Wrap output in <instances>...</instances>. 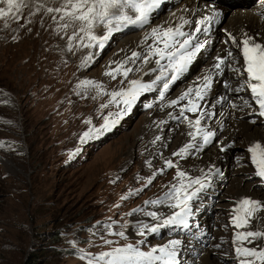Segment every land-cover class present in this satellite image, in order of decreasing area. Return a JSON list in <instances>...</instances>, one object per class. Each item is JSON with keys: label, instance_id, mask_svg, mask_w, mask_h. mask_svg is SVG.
Returning a JSON list of instances; mask_svg holds the SVG:
<instances>
[{"label": "rangeland", "instance_id": "374dc122", "mask_svg": "<svg viewBox=\"0 0 264 264\" xmlns=\"http://www.w3.org/2000/svg\"><path fill=\"white\" fill-rule=\"evenodd\" d=\"M31 1L13 0L8 12V0H0V9L7 13L0 16V264H104L94 258L129 244L151 252L167 246L172 238H187L182 230L177 231L180 225H165L161 217L172 212V186L191 183L187 180L195 176L189 170L192 164L197 166V173L204 169L194 161L199 157L195 152L187 160L173 155L180 149L183 133L179 137L176 132L167 145L157 124L153 132L144 134L153 111L146 97L127 110L123 97L113 98V92L129 89L131 81L141 74L138 69L127 77L123 69L115 77L107 74L118 67L114 53L119 38L110 35L103 48L87 47V36L78 32L79 21L71 22L66 30L62 25L67 21L60 20L63 12H48L49 8H62L66 0H40L41 6L45 3L43 7ZM55 14L59 16L57 22L53 21ZM98 26L96 36L103 34L99 33L103 25ZM74 31L82 34L78 49L70 40ZM140 33L142 28L129 36ZM178 121L185 124L182 117ZM259 122L250 125L255 130L256 125L261 126L260 132L254 133L264 135V124ZM158 138L164 145L161 151L155 146ZM221 139L222 134L217 133L207 145L216 149ZM232 142L226 144L227 151L222 150L230 151L229 166L218 169L217 188L206 183L210 185L203 192L206 198L199 202L207 209L197 214L210 227L211 236L205 245L216 248L215 256L223 264H240L233 257L237 256L235 236L241 229L233 226L230 209L236 207L232 197L238 194L242 172L250 171L251 177L243 184L254 180L264 192V178L257 175L251 153L245 157L239 150L246 162L238 165V148L244 144ZM169 160L176 166L167 167ZM185 161L188 171L183 167ZM178 171L186 173L182 180L177 178ZM245 190L253 193L252 189ZM210 195L215 196L214 201ZM199 202L193 204V211ZM149 213H156V217ZM251 225L250 221L242 231H260ZM153 227L156 231L151 230ZM260 240L258 237L244 245L262 249ZM155 254L162 255L159 251ZM178 254L183 264H189L188 253L182 257L180 250ZM193 255L199 261L200 254L196 251Z\"/></svg>", "mask_w": 264, "mask_h": 264}, {"label": "bare ground", "instance_id": "6f19581e", "mask_svg": "<svg viewBox=\"0 0 264 264\" xmlns=\"http://www.w3.org/2000/svg\"><path fill=\"white\" fill-rule=\"evenodd\" d=\"M32 1L38 2V4L43 3L40 0H32ZM168 1L172 7V10L170 9L171 11L167 14L166 17H165L166 14L159 15L161 16V18H159V16L151 17L150 22L144 26L143 33H140L138 35L131 34V36H133L131 37L129 36V34L132 32V30H127V26L121 28L120 30H114L111 33L113 38H119L120 40L118 42L117 50L114 53V57L115 58L118 57V62L116 64L118 66L123 65L126 68H131L132 70H135V69L140 70L141 74L139 78L136 79V81H140L145 84H152L154 81H156V78L159 75H161L162 67L167 66V64H165V60H161L160 63L157 64L156 60L159 58L154 57L152 55V51L149 48V45H152L154 47H162L163 45L162 44L157 45L155 40L151 38L147 40L145 39L146 37L151 36V32L153 28H157L158 26H164L165 28L169 26H175L183 18V19H186L192 22L191 24L186 25L183 29V30L188 31V30L193 29V26L196 24V21L211 14V10L207 7V3L204 2V0H168ZM252 3H254L253 6L251 8H248L250 7V4ZM44 5L42 4L41 6L39 4L38 7H43ZM262 6H263L262 4L260 3L258 4L254 0H239L233 3L232 5H230L229 11L223 20L225 24L222 23V25L218 27V30L221 31L219 32V34L222 33L225 36L227 32L231 33V35L234 36L237 41H239L241 38H244L245 34H247L248 37H254L255 40H258L260 43L264 44V23L260 20L259 16L256 14L257 11L262 8ZM228 15H230L229 21L226 22V17ZM52 17H53V21H56V22L59 19V16L56 14ZM158 18L160 19V21H158L159 20ZM60 20L62 22L66 21L65 18H62V16ZM102 28H101L102 32H99V33H103V34H97V37H100V35L102 37L105 35H108L106 27L102 26ZM82 34L78 35L75 39H70V40H73V45L77 49H78L77 41H79L82 38ZM84 35L85 34H83V36ZM229 38L230 37L227 36L226 40H229ZM198 43L201 45V48H200V51L197 53L196 57L191 62V64L193 65L190 64V71L184 76H179L176 84L171 85L170 90L175 89L173 93L170 91L167 92L165 94V99L162 101L159 99V95H158L159 89L155 88L154 86V90L141 93L135 101H139L141 97H146L145 102L153 105L152 114H149V117H148L149 119H147V123L149 124V126L147 127V123H146L144 134L151 133V131L154 130L153 126L155 127V124H157L158 130L157 129L156 130L159 133H161L160 137L165 141L164 144H166V141L168 142V139L171 136H173L176 132H179V137L183 133V135L181 136V142L179 144V148L184 147L189 142H193L197 145V147L190 150V154L184 155L183 156L184 158L180 156V159L183 158L187 160L191 158V157L188 158V156H191V154L195 152L199 158L198 159L196 158L194 161L197 162L198 165L202 164V166H204V169L200 173H197L196 171L197 166H195V164L194 165L192 164L189 170L192 169V173L194 171L195 176L188 177L187 181H189V179L193 181L199 178L202 180L203 183H205V185L206 183H209L211 185H214L217 188L216 184L218 183V176H219L218 169L224 170L225 167L229 164L230 151L222 152V150L224 149L223 147H225L226 144H228L231 141H235L236 143H238L239 146H240L239 143L244 144V146L242 145L243 146L242 148H238L237 156L240 157L239 159H241V156H239L240 155L239 150L244 151L245 157L248 156L247 148L248 146L252 145L254 142H260L262 146H264V135L261 133L260 134L254 133V131L260 132L261 126L256 125L258 128L255 130L252 128V125H250V124H255L259 122V120L256 117L253 119L254 116L252 118H247V117H244L240 113L238 115L236 114L238 108L233 106V103L236 102V100L234 99V96H231L230 94H219L218 89H214L212 92H209L207 95H205L202 101H198V103L201 104L200 114H193V113L185 112V115L193 120L197 118V115H201L202 127L204 128V130L214 132L215 135L217 133L222 134V139L220 140L221 143L218 144L219 142H217L218 144L217 148L211 150V148L203 142L201 137L198 136L195 141H192V138L188 136L189 131H193V129L189 128L187 120L184 121L185 124L179 123L178 120L181 119V117L178 118V114L181 111L180 105L170 106V101L173 99H178V97L188 88L195 89L196 87L200 86L202 84V78L204 76L211 74L213 78V74H214L213 65L217 61L216 57L223 56L225 54V47H226V45L221 42L210 43L209 41L203 40ZM54 52L56 53V51ZM95 52H96V48H95ZM133 52L140 53V58L135 59V60L130 59ZM121 56L124 57L123 60ZM145 57L148 58L146 63L144 62ZM111 61H114V60L112 59ZM237 63L240 65V68H242L244 71V61H243L242 56H241L240 61L238 62L232 61V60L230 61L231 66ZM245 77H246V74H245ZM135 101H133L131 106L132 105L135 106L136 104L134 103ZM183 103H185V101L180 102V104H183ZM254 111H255V116H256L258 110L256 109ZM162 126H163V130H161ZM157 140H158L157 145H155L156 142L154 145L158 146L159 151H161L164 145L159 138ZM153 148L155 149V147ZM155 150L153 153L154 155H157L158 151L156 152ZM201 154L203 155L200 156ZM245 162H246L245 160L241 159L238 165L244 164ZM186 165H187V161L184 162L183 167L185 168ZM235 166L237 165L235 164ZM201 168L202 167H200V169ZM184 170L188 171V169L186 168ZM249 172L247 170V171L242 172L243 175L241 174L242 176L239 181V184L240 183L241 184L236 189V194L237 193L238 194L233 195L232 197L233 205L237 206L238 202L244 199L245 197H250L253 200L264 203V192L258 189V183L256 181H254L253 179H252L253 181L250 180L251 182L247 183L248 186L245 183L243 184V180L246 179L248 181V179L251 178V177L249 178V174H250ZM246 174H248L247 175L248 177H244L246 176ZM205 177H207V179H205ZM185 185H188V184H185ZM208 186L210 187V185H206L203 189H201V191L197 193L195 197L192 198V200L189 201V206L191 209H193V204L196 201L199 202V200L202 201L203 199L206 198L202 192L206 191V187L208 189ZM179 187L180 186H177L176 188H179ZM195 187L199 188V185H193L192 189L189 191H194ZM246 188L252 189L253 193H249L248 190H245ZM172 192H173V189H171L170 193L172 194ZM171 201H173V199L170 197V202ZM197 205L198 206L195 207V211H191V214L187 217V221L185 223L186 225H188L190 223V219H191L190 217L193 215V218L195 219L194 225L196 228H198L199 223L202 222L199 216L197 217V214L201 215V213L206 212V209H207V207H205L204 204H201V202H199ZM170 208L172 212L174 210H177L174 207H170ZM231 211H232V214H234L233 208L230 209V213ZM172 212L169 211V213L165 215L161 214L162 215L161 218H164V219L168 218L169 214L170 216L172 215ZM230 213H228V215H230ZM251 222H252L251 227L253 226L251 229L264 231V210L257 211L254 214V218L251 220ZM205 225L207 226V223H205ZM174 241H178V243L173 245L172 242ZM260 242L264 243V237H261ZM167 244H168L167 247L169 251H175L176 253H179V251L182 250V254H181L182 257L185 254V252L188 253L186 254L188 255V258H186V262H188L189 264H192L193 261H195L194 264L197 263L198 261L196 259L197 255L193 257L194 256L193 253H195L196 251L200 254L199 255L200 257L198 256L200 258L198 261L199 264H223V263H220L218 260V257L215 256L216 248L214 249L212 246L208 247V244L198 246L191 239H188V238L180 239L179 237L172 238V241L170 240V242ZM193 247H195L196 249L193 250L192 249ZM217 253L221 255V252H217ZM201 255L203 257L202 260H201Z\"/></svg>", "mask_w": 264, "mask_h": 264}, {"label": "snow or ice", "instance_id": "6c2138e0", "mask_svg": "<svg viewBox=\"0 0 264 264\" xmlns=\"http://www.w3.org/2000/svg\"><path fill=\"white\" fill-rule=\"evenodd\" d=\"M162 2L163 0H66L62 8H49L48 12H63L62 18H65L67 21L62 25L65 29L71 26V22L79 21V33H84L89 40L87 46L103 48L104 41L109 38L114 30H120L126 26L142 27L148 24L151 14ZM8 4V12H11L13 0H8ZM6 14L4 9H0V16ZM215 16H219V13L216 12ZM214 18L205 16L196 21L197 26L193 31L195 33L201 32ZM191 23V21L182 18L175 26H169L167 28L158 26L157 28H153L151 36L145 38L146 40L151 38L155 40L157 45H163L162 47L149 45V48L152 51V55L159 58L156 60V63L159 64L161 60H167V66L162 67L161 75L152 84H145L134 80L131 81L132 86L129 89L111 94L113 98L123 97L122 102L126 106L125 110L131 106L133 101L141 93L154 90V86L159 89V99L162 101L165 99V94L170 90L171 85L177 81L179 75L187 69L200 51L201 45L194 43L195 37L191 33L183 30L186 25ZM98 25L105 26L108 35L97 37L94 34V29ZM79 33L74 31L70 39H75ZM230 39L240 49V55L244 61V71L242 73L238 68H234L233 71L241 75L246 74L244 83L236 91H242L245 88L249 89L252 99L259 106L258 114L264 117V44L255 42L254 37H248L247 34H245V38L239 43H237L234 36H230ZM92 41L96 43L93 44ZM226 55L229 60L234 58L231 51ZM139 58L140 53L138 52H133L130 57L132 60ZM147 60L148 58L145 57L144 62L146 63ZM216 60L217 62L213 65V68L218 71L225 63V58L217 56ZM121 69H123L122 74L125 77L132 71L131 68L120 65L107 74L115 77V74L121 72ZM211 81V74L206 75L202 78V84L200 86L195 89L188 88L178 99L170 101V106L180 105L181 111L178 114V118L182 117L187 120L189 128L193 129V131H189L188 133L192 141H195L199 136L205 144L215 136V133L204 130L201 115H197V118L193 120L186 116L185 112L200 114L201 104L198 101L204 99V92L210 87ZM84 83L87 84L90 82L85 81ZM181 101H185V103L180 104ZM245 103L248 102L246 101ZM152 106V104L148 105L149 108ZM195 147H197L195 143L189 142L173 155L183 157L186 154H190V150ZM248 152L251 153L252 163L256 166L257 175L264 178V146L260 142H254L248 148ZM166 165L169 168L176 166L171 160L166 161ZM185 175L186 173L184 171H178L177 178L182 180ZM149 183H151V180ZM193 185H199V188H196L194 191H189L188 189L192 188ZM205 186V183L199 178L191 181L188 185L181 183L179 188L173 185L171 198L174 200V203L170 207L179 209V211L169 216L163 223L184 225L187 217L191 214L189 201ZM151 203H163V201H152ZM260 210H264V203L251 198L240 200L238 207L235 209L236 214L233 217L234 226L237 229L246 228L254 214ZM149 215L153 218L156 217V213H149ZM151 230L156 231V228L153 227ZM119 235H123V233H119ZM258 237H264V231L249 230L238 231L236 233L235 243L237 247L235 252L241 258L240 264H257V262L258 264H264V248L257 249L256 247L249 248L244 246L245 243H254ZM176 243L178 241L172 242L173 245ZM157 251L162 255H156L155 253ZM174 255L175 253L169 251L167 246L158 250L153 249L151 252H142L134 245L129 244L126 247L114 249L112 252L103 253L94 259L104 261V264H153L154 261H164V264H173ZM89 264H92V262L90 261Z\"/></svg>", "mask_w": 264, "mask_h": 264}, {"label": "trees", "instance_id": "16d2710c", "mask_svg": "<svg viewBox=\"0 0 264 264\" xmlns=\"http://www.w3.org/2000/svg\"><path fill=\"white\" fill-rule=\"evenodd\" d=\"M25 264H34V263H32L31 261H27Z\"/></svg>", "mask_w": 264, "mask_h": 264}]
</instances>
